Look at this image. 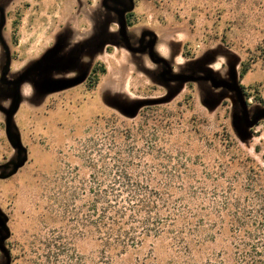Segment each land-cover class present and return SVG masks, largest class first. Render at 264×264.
<instances>
[{"label":"rangeland","instance_id":"1","mask_svg":"<svg viewBox=\"0 0 264 264\" xmlns=\"http://www.w3.org/2000/svg\"><path fill=\"white\" fill-rule=\"evenodd\" d=\"M121 157L162 213L203 218L190 243L171 227L108 242ZM241 248L264 264V0H0V264H233Z\"/></svg>","mask_w":264,"mask_h":264},{"label":"trees","instance_id":"2","mask_svg":"<svg viewBox=\"0 0 264 264\" xmlns=\"http://www.w3.org/2000/svg\"><path fill=\"white\" fill-rule=\"evenodd\" d=\"M247 71L248 68L244 67L242 74ZM118 162L120 163L116 165V175L106 189L105 215L108 242L111 244V240H114L124 249L128 246L136 247L149 235L159 236L171 227L174 240L179 239L181 244L190 243L191 239L186 235H192L199 230L204 223L203 218L201 221H195L189 214L172 211L162 213L161 209L169 208L170 203L163 193L152 187L148 178L145 182L134 180L129 171L132 167L129 161L121 157ZM235 222L236 219L233 217L231 225L233 234L236 231ZM241 246L243 247L242 244ZM259 253L255 251L256 256L253 255L252 259V254L241 248L240 251H236L233 264H261L260 259L255 258Z\"/></svg>","mask_w":264,"mask_h":264},{"label":"water","instance_id":"3","mask_svg":"<svg viewBox=\"0 0 264 264\" xmlns=\"http://www.w3.org/2000/svg\"><path fill=\"white\" fill-rule=\"evenodd\" d=\"M151 46H153V44H151ZM249 125H252V122H250ZM16 146H17L18 148H21V147H22V143H21L20 139H17V141H16Z\"/></svg>","mask_w":264,"mask_h":264}]
</instances>
